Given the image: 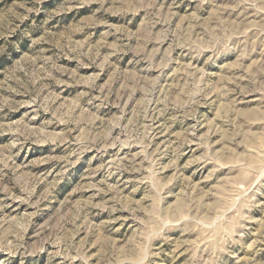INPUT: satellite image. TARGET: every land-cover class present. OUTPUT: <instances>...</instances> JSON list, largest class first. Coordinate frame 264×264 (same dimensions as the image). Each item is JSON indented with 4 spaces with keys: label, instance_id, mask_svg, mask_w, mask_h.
<instances>
[{
    "label": "clouds",
    "instance_id": "clouds-1",
    "mask_svg": "<svg viewBox=\"0 0 264 264\" xmlns=\"http://www.w3.org/2000/svg\"><path fill=\"white\" fill-rule=\"evenodd\" d=\"M0 264H264V0H2Z\"/></svg>",
    "mask_w": 264,
    "mask_h": 264
},
{
    "label": "rangeland",
    "instance_id": "rangeland-1",
    "mask_svg": "<svg viewBox=\"0 0 264 264\" xmlns=\"http://www.w3.org/2000/svg\"><path fill=\"white\" fill-rule=\"evenodd\" d=\"M8 2L11 3V0H8ZM0 6H2V0H0ZM69 66H70V65H69ZM60 154H61V153H59V152L55 153V155H60ZM48 155H52V154H51V153H48V152H44V153H42L41 155L36 156L35 158H37V159H42L44 156H48ZM36 167H37L38 169H49V168L51 167V164L44 163V164H39V165H37ZM76 167H77V169H79L80 165H77ZM73 179H75V177H73ZM60 187H61V188H67L68 185H67V183H64V184H62ZM72 187H75V185H73ZM58 191H59V189H58Z\"/></svg>",
    "mask_w": 264,
    "mask_h": 264
}]
</instances>
